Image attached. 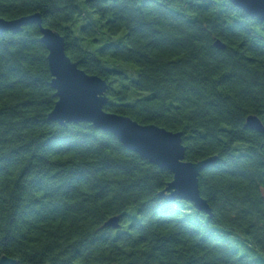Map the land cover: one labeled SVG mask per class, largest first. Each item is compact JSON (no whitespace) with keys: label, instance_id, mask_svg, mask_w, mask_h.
<instances>
[{"label":"trees","instance_id":"16d2710c","mask_svg":"<svg viewBox=\"0 0 264 264\" xmlns=\"http://www.w3.org/2000/svg\"><path fill=\"white\" fill-rule=\"evenodd\" d=\"M38 12L107 81V111L183 132L212 214L173 173L57 101L37 24L0 34V258L18 264H264V22L229 0H0ZM222 41L224 49L216 46ZM121 215L120 227H103Z\"/></svg>","mask_w":264,"mask_h":264},{"label":"water","instance_id":"95a60500","mask_svg":"<svg viewBox=\"0 0 264 264\" xmlns=\"http://www.w3.org/2000/svg\"><path fill=\"white\" fill-rule=\"evenodd\" d=\"M237 7L264 22V0H229ZM37 24L41 41L48 49V62L52 74V86L56 90L57 101L49 119L61 125L89 122L96 128L111 132L126 148L138 153L151 163L173 173V179L160 192L169 199L192 201L195 207L212 214V208L200 191V172L213 164L217 156L198 161L186 159L183 132L172 131L155 123L142 124L127 115L107 111V81L96 74H89L73 61L66 52L63 35L44 26L40 13L35 12L7 19L0 15V34L6 31L19 32L24 26ZM218 48L226 45L216 41ZM246 126L264 133V123L257 115H249ZM121 215L109 218L103 227H120ZM0 264H18V260L2 256Z\"/></svg>","mask_w":264,"mask_h":264}]
</instances>
